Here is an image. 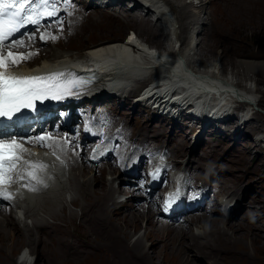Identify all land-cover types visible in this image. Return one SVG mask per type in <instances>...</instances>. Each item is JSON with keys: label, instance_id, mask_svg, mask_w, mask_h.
<instances>
[{"label": "bare ground", "instance_id": "1", "mask_svg": "<svg viewBox=\"0 0 264 264\" xmlns=\"http://www.w3.org/2000/svg\"><path fill=\"white\" fill-rule=\"evenodd\" d=\"M134 1L137 2L134 4V9L123 10V13L121 15L103 13L97 18H93L89 25H91L92 23H100L106 25L107 27L121 25L127 28L132 27L135 24H139L140 27L138 28L139 31L136 36L139 39L141 38V41L145 42L144 44L147 43L149 44V46L155 45V47H158L159 40L157 37L159 35H162L164 38H166L167 41V44L163 46V49H165V51L162 54H149L147 53V47L142 43H138L137 38L134 39L132 38V36H129L126 40H123V42L118 40H109L101 42L98 45H94L87 52L85 62H88V65L98 70L100 75V81L98 82V84L101 86V89L104 90L105 88L107 92L122 90L124 88L123 85L125 84V82L132 81L130 75L131 70H129V67L127 65L132 64L135 59L142 60L141 57L145 55L153 57L155 60L161 61H171L175 58L180 57L179 59H181L185 63V66L192 73L194 72L203 75L202 79L195 81L196 90L194 88H186L185 90H183V93L187 97L196 95L197 93H203L204 95H201L198 100L203 99L208 102L210 100H214L218 102V99L215 96L210 95V93H213L211 89L215 88L217 90L222 88L230 89L233 94L239 98L248 97L247 95H251L253 98V96L256 97L258 94H261L262 97V93L257 92L256 90L251 88V86H247V84H244L242 81H250L251 84H254L256 74L264 75V58L250 57L238 59L236 62L235 70H232V73L238 74L242 72L243 74L240 75L239 80L237 81L222 78L221 63H218L217 61L209 62L208 59L212 60V58L205 59L204 55L208 56L209 54H211L209 53L211 51L207 49L210 45H214L211 40L212 38L211 36H209V32L205 30V27L208 26L210 32L213 33V31L218 30V26L216 21L214 23L212 21V23L210 22L211 24L208 25V19L205 18L208 13L207 11H205L204 0H164L167 6L157 0ZM154 8L156 9L153 10ZM139 9L145 10L146 13L140 14ZM149 13L151 14V16L153 14L155 15V20H153L152 18L151 21ZM258 19L261 20L260 16L258 17ZM152 24L156 25L153 28L154 36H152V38L155 39H151L148 34H145L149 30L148 25L151 26ZM89 25L85 28V31L80 35V37L76 39H82L86 36V34L88 33ZM140 29H143V31L140 32ZM117 30L119 32L125 31L124 28ZM159 31L160 33H158ZM203 45L206 48H204ZM109 53L113 55L110 57L107 56L106 54ZM176 53L179 54V56H176ZM50 56H53L56 59L52 62H48V59H44V61H41L39 64H41L43 67H46L48 65L67 62L69 59V57L67 56L62 57V54L60 56V52L59 55L58 52H53ZM59 56L60 58H57ZM18 67L21 69L29 68L25 64H21L17 66V68ZM174 71L175 66L173 64L160 69L158 72L159 74L166 75L169 74V72L172 74ZM214 83L216 85L215 87L210 85ZM207 85L210 89L204 88ZM178 87H181L180 81L177 78L169 76V82L167 84V88H169V91L175 93L173 89H176ZM220 97L224 101L227 100V98H233L231 93H222ZM261 97L257 99L253 98L251 103L247 101L239 102V106H246L251 108V105L255 103V105H257L258 107L264 108L263 103L260 102ZM120 100L121 101L116 104H121L124 102V98L123 100ZM126 100L129 102L130 98L127 97ZM172 101L175 100H170L168 102L169 106ZM114 102H117V98H114ZM224 103L220 104L221 106L216 109L217 103L212 102V105H210L212 110L211 112H215L217 114L225 113L226 110H229V108L224 107ZM163 105L168 106L166 105V102H164ZM175 107L177 109H180V112H185L182 108V105L176 104ZM122 113H125V111ZM97 117L99 119V116ZM260 119L261 115L258 111L255 110L253 115L249 119L243 121L241 125L242 134H245L244 128H246V126L250 130H262L264 127V119L262 120V125L256 124L255 121H259ZM230 123L236 124L237 120H232ZM176 124L177 121L174 118L164 120V124L161 126L156 136L160 137L164 135L166 133L165 128H173ZM207 124L209 127H211L213 126V121L209 120L207 121ZM205 130V127L201 128L200 133L196 138V143H200V140L203 139L201 137L204 134ZM210 137L211 134H207V136H205V138L203 139V144H208L207 140ZM226 142H228V144L230 145L233 143V141L228 140L227 138ZM261 142V140L253 141L252 148L242 153L240 160L244 165L245 171H249L251 173V176L244 178V176L240 174L238 177H236V182L234 183L233 190L230 194H235L240 184L245 180L253 179L260 172H264V157H257L254 163L249 161L251 150L259 149ZM218 143L219 141H217L215 144L217 145ZM212 145L207 146H211V152L215 153L216 150ZM180 154L184 153L181 152ZM187 164H189V161H187ZM91 172L93 171L91 170ZM88 174L89 171L82 170L80 172L74 173L72 177L63 179L67 184V190H60L43 196L39 201V206L43 208V205L49 202L48 210L50 212H56L59 205L62 206V211H64V208H66V206L72 200L71 199L69 202H67L64 194H70L71 190H74L76 191L75 193H84L86 195L90 194V196H92L96 200L104 198L106 206L108 207L107 209L115 211V213L118 215L119 220H122L126 227L133 225L135 228H138L136 222L138 218L141 217L142 214H144L143 204L141 206H139V204L132 205V210L123 209L121 206L117 205L116 196L120 193L127 194L129 192H124V189L117 188V186L113 185V182L110 183L104 178V176L90 178L87 176ZM99 178L101 179L99 180ZM261 183H264V178L255 179L252 185H259ZM248 190L249 189L244 188L242 195L239 197V201H237L234 205L231 214L236 213V209L239 208V204L241 203V201L245 200V195ZM255 200L256 198L253 197L250 201L252 203ZM141 207H143V209ZM40 210L43 212V209ZM140 210H142L143 212H140ZM26 213L32 218V222L30 226L25 225V227L22 228L18 225L12 224L16 222V219L7 217L3 213V211L0 210V222H5L4 225L0 224V237H3L4 240L5 237H10L8 240H11V234L8 230L11 229L18 236L17 240L20 242V244L23 240L24 243H27L31 247V250L37 255L42 256L44 254V256H48V260L56 261L55 263L51 262V264H62V262L78 263L87 257H91V255L104 254L105 256L107 253L110 257L105 258L104 261L99 264H129V259L127 257L131 259L132 264H151L150 258H153V255L152 251L148 250H142V253H139L136 249L133 248V253H135V256L131 257L132 251L130 248V253L127 254V247H118L119 250H111L109 247L98 246L97 252L93 254L92 251L95 250V245L91 242L97 243V238H95L94 236V233L96 231H99L98 234L105 233V238L107 240L112 239V241L114 242L116 239L115 235L117 233H115V230L113 228L112 230H110L111 227L106 226L107 222L101 218H90L89 214L86 215V217H84L83 219L77 221H73L74 217H51L50 219L42 218L41 214L39 212H36V204L33 202H30V204L28 205ZM152 215H154V213H152ZM146 217L151 219V214L147 213ZM215 219L216 223H212V221ZM257 222L260 223L255 224L249 223L247 219L246 221H244L243 219H226L224 217L195 218L191 220L192 225L196 226L197 229V232L193 234L191 223H189V225L185 228L154 223L155 225L159 226L160 230L162 231L161 234H158V232L151 224L150 226H146L143 228V237H150L151 239H162L163 237H165V239H167L169 237L170 231H173L177 233V235H181V237L187 239V237H190L191 234L192 237L187 241V246L185 245V242H183L184 249H190L191 251L196 253L201 260H204L208 264H255L257 262L253 260V257L249 253L244 251V254L247 257H243V255L234 248L221 245L223 241L218 242V239H220V237H223L224 239L230 238L223 232L231 231L235 235L233 239L242 237L246 241L251 240L256 236L255 232L264 233V218H259ZM28 223L29 222H27V224ZM240 227L242 229H246V233H241ZM93 228L95 229L93 230ZM186 229H189V231H187ZM202 230H209L208 232L210 233L218 232V236L209 241V237H207V235L202 232ZM262 237H264V234H262ZM202 238L207 239L208 242L201 241ZM138 244L140 245L142 243L138 242ZM178 245L179 239L176 242V246ZM261 247L264 248V242L262 243ZM171 252L174 253V264H195L192 263L191 259L194 258V256L182 251L181 247L178 252H175V250H172ZM4 255H7L10 261L3 260L1 261V263L18 264L13 261V256L9 254L6 249L0 246V257ZM116 257L117 259L114 260V258ZM118 257L120 258L118 259ZM262 258L264 264V257ZM258 259L260 258L257 257V260ZM40 263L43 264L41 261Z\"/></svg>", "mask_w": 264, "mask_h": 264}, {"label": "rangeland", "instance_id": "2", "mask_svg": "<svg viewBox=\"0 0 264 264\" xmlns=\"http://www.w3.org/2000/svg\"><path fill=\"white\" fill-rule=\"evenodd\" d=\"M204 1H205L204 2L205 11H207L208 13L207 15L205 14L206 15L205 18L208 19L209 22L208 25H210L212 21L213 23L216 21L218 26V30L213 31V33L210 32L208 26L205 27V30L209 32L208 34L212 38L211 39L212 43H214V45L212 46L210 45L209 48L207 49L211 51L209 52L211 54H209L208 56L204 55L205 59L212 58V60L208 59V61L209 62L217 61L218 63H221L222 78L237 81L239 80L240 75L243 74L242 72L238 74L232 73V70H235L236 62L238 59L250 58V57L264 58V0H204ZM259 16L261 20L258 19ZM90 22L87 23V26L90 24ZM148 26H149V30L145 34L146 35L148 34V36H150L151 39H155L152 38V36H154L153 28L156 25L152 24L151 26L150 25ZM139 27H140L139 24H135L131 28L138 29ZM121 28H124L125 31L119 32L117 30ZM127 28L121 25L107 27L106 25L100 23L97 24L92 23L91 25H89L88 33L84 38L72 40L70 42L60 41L54 45H48L44 47L43 49L46 50L41 49V51L46 52V54L48 53V55L50 52L51 54L53 52H58L59 55L60 51H63V53L67 54V52H72L73 50L77 51V49L85 48L89 44H98L100 42L109 41L112 39L116 40L119 38H121V40H126L129 37V36L127 37V35H129ZM142 31L143 29H140V32ZM126 32L127 35L125 36ZM158 33H160V31ZM157 38L159 40L158 47H155V45L154 46L151 45L149 47L151 49L165 50L163 49V46L167 44L166 38H164L162 35H159ZM137 42L142 43L141 38L137 39ZM204 48L206 47L204 46ZM201 53H206V52H201ZM37 61L39 60L37 59ZM242 82L244 84H247V86H251V88H253L257 92L263 94L262 97L261 94H258L256 97L253 96V98L257 99L261 97L260 102L263 103L264 105V75L256 74L254 84H251L250 81L243 80ZM251 110L252 111L256 110L259 112V114L261 115V119L259 121L257 120L255 121L256 124L262 125V120L264 119V108L258 107L254 103L253 105H251ZM147 119H148L147 117L141 115V118L140 120H138V123L141 121H145ZM180 129H181L180 127H176L173 130L178 132ZM87 176L90 178L99 177L100 172L95 171V173L94 172L89 173ZM100 179L101 178H99V180ZM75 192L76 191H73L65 196L67 202H69L71 199L72 200L66 206V208H64V211H62V206L59 205L56 212L54 213L50 212L48 210L49 202H47L46 204L43 205V212L41 213V217L48 219H50L51 217L54 218L74 217L73 221H77L83 219L84 217H86V215L89 214L90 218H101L105 220L107 222L106 226L111 227L110 230H112L113 228L115 230V233H117L115 235L116 239L114 242L112 241V239L107 240L105 238V233L98 234L99 231L95 230L96 232L94 231L95 232L94 236L95 238H97V243L91 242L95 245V250L92 251L93 254L97 252L98 246L109 247L111 250L114 249L119 250L118 247L121 248L127 247L128 248L127 254L130 253V249L132 251L131 257L135 256V253H133L134 252L133 248L136 249L139 253H142V250L143 251L148 250V251H152V255H153V258H150L151 264H174V253L171 251L175 250V252H178L181 247L182 251L194 256V258H191L189 256L192 259V263L208 264L204 260H201L200 257L190 249L188 248L184 249L183 242H185V245L187 246V241L189 240V238L192 237L191 234L190 237H187V239H185L181 237V235H177V233L170 231L169 237L167 239H165V237H163L162 239H157V238L151 239L150 237L145 238L143 237L144 234L143 228L146 226H150L151 224L158 232V234H161L162 231L160 230L159 226L154 224V221L156 222V217H152V219H150L146 217L144 214H142V216L139 217L136 222L138 228H135L133 225L126 227V225L122 222V220H119L118 215L115 213V211L107 209L108 207L106 206V202L104 198H100L96 200L92 196H90V194L86 195L84 193H75ZM212 223H216V219L213 220ZM256 223H260V222H255V224ZM0 224L4 225L5 222L1 221ZM94 229L95 228H93V230ZM240 229H241V233H246L245 232L246 229L244 228L242 229L241 227ZM8 230L11 234V240H8L10 237H5V240L3 239V237H0V246L6 249L7 252L13 256V261L15 263L30 264L29 262L30 258L36 257L37 254H35L33 251L30 252V254L27 253L26 256L28 258L25 257L24 260L21 261L19 259V255H21L25 249H27L28 251L29 249L27 245H25L22 239H21L22 243L20 244V242L17 240L18 236L15 234V232H13L11 229ZM196 230L197 229H193V232H195ZM208 231L209 230H205V231L202 230V232H204L207 235V237H209L208 239L209 241L218 236V232L210 233ZM223 233L226 236H229L230 238L224 239L223 237H220V239H218V242L223 241L221 245L226 247H232L235 250L239 251L243 255V257H247L244 254L245 251L253 257L254 261L257 262L255 264H263L262 257H264V248H262L261 245L264 242V237H262V234L264 233L255 232L256 236L248 241H246L242 237L233 239L235 235L231 231L223 232ZM178 239H179V245L176 246V242L178 241ZM208 240L206 239L207 242ZM138 242H141L142 244L139 245ZM107 257H110L108 253L105 256L104 254L91 255V257H87L78 263L62 262V264H99L102 263L104 259ZM257 257H259L260 259L257 260ZM119 258L120 257H118V259ZM127 258L129 259V264H132L131 259L129 257ZM115 259H117V257L114 258V260ZM3 260L10 261L7 255L0 257V264H3L1 263V261ZM40 261L43 264L46 263L51 264V262L52 263L56 262L55 260L52 261L48 260V256L46 257L43 254L42 256L37 255L33 264H41Z\"/></svg>", "mask_w": 264, "mask_h": 264}, {"label": "snow or ice", "instance_id": "3", "mask_svg": "<svg viewBox=\"0 0 264 264\" xmlns=\"http://www.w3.org/2000/svg\"><path fill=\"white\" fill-rule=\"evenodd\" d=\"M44 17L56 18L55 22L61 23L56 0H0V117L12 120L23 109L34 110L37 101L62 99L70 86L77 82L57 80V77L64 76V73L31 77L6 74L5 69L9 66V61L17 65L27 57L23 55L17 57L11 51L6 56L3 51L6 46L5 42L20 32L25 25H39L41 18ZM40 38L44 39V36ZM11 44L20 47L23 46V41L15 39L11 40ZM41 139L37 137V140ZM17 150L27 151L15 139L0 140V185L5 182L6 172L11 171L20 159ZM28 175L33 179L36 178L34 172H29ZM8 179L10 180V177ZM0 195L5 194L0 192Z\"/></svg>", "mask_w": 264, "mask_h": 264}, {"label": "clouds", "instance_id": "4", "mask_svg": "<svg viewBox=\"0 0 264 264\" xmlns=\"http://www.w3.org/2000/svg\"><path fill=\"white\" fill-rule=\"evenodd\" d=\"M231 94L234 98V94L232 91H231ZM247 96H248V98L246 99V101L251 103V101L253 99L252 96L251 95L250 96L247 95ZM247 108L249 111L252 112V115H253L255 110L252 111L250 107H247ZM263 129H264V127H263ZM82 170L88 171L84 168H82V169L79 168L78 172H80ZM89 173H92V172H89ZM107 173H108V171L105 174L100 172V176H104V178H105ZM113 173H116L115 175L118 176L117 182H115L116 180H114L113 185L117 186V188L124 189V191L126 190V192H129V193H127L128 195L125 193H120V194H122L123 202H121L120 204L117 203V205L121 206L125 210H130V209H132V205L139 204V206H141L143 204L144 212L142 210H140V212H143L145 216L147 215V213L151 214V219H152V217H156V222L154 221V223H157V224L171 225V226H178V227H184L185 228L186 226L189 225V223H191V220L195 219V218L224 217L226 219H239L240 220L242 217V215H240V211H241L242 207H244V206L249 207L250 206V204H248L247 200L245 199V200L241 201V203L239 204L240 206L238 209H236V213L231 214V211L234 208V205L236 204L237 201H239V197L241 196L240 195V196H238V199L233 200L232 198H234V196L232 195L231 196L232 198L230 200H228L225 205H221L219 203V201H215L211 206H209L210 207L209 210L201 209L198 212H196L190 216L182 218V217L177 215L176 210H173V212H169V213H164V211H163V208L175 207L176 204H175V199H174L173 194L163 195L160 191H158V190H161L160 187L156 190L155 185L147 186V184L145 186H143L141 188V190L139 191L138 190V183H135L133 178L129 179L127 176H125L123 174L122 171L113 170ZM203 175L206 178L215 180V182L217 184L222 182L220 176L214 175V176L210 177L208 173H204ZM115 183H116V185H115ZM73 191L74 190H71V192H73ZM47 194H48L47 192L41 193L40 195H37L36 197L40 201L42 199V197L47 195ZM67 194L68 193H66L64 196H66ZM118 198H116L117 202H118ZM141 208L143 209V207H141ZM40 209H43V208L40 207ZM0 210H2L1 206H0ZM2 211L7 217H9L4 210H2ZM39 213L41 214L42 211L40 210ZM152 213H154V215H152ZM259 218H264V217H262V215L255 216L253 221L250 223L257 222V220ZM250 220H252V219H250ZM191 225H192V223H191ZM192 227H193L192 230L196 229V226L192 225ZM186 230L189 231V229H186ZM195 232H197V230ZM195 232H192V234ZM201 241H206V239L202 238ZM25 245H27L29 251L27 249H25L22 252V254L19 255V259L21 261L24 260L27 253L30 254V252H32L31 247L27 243H25ZM36 257H37V255H36ZM36 257L30 258V261H29L30 264L34 263Z\"/></svg>", "mask_w": 264, "mask_h": 264}]
</instances>
